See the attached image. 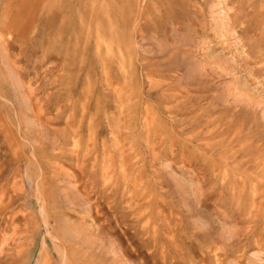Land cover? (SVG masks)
<instances>
[{"label": "rangeland", "instance_id": "rangeland-1", "mask_svg": "<svg viewBox=\"0 0 264 264\" xmlns=\"http://www.w3.org/2000/svg\"><path fill=\"white\" fill-rule=\"evenodd\" d=\"M62 263L264 264V0H0V264Z\"/></svg>", "mask_w": 264, "mask_h": 264}, {"label": "bare ground", "instance_id": "bare-ground-1", "mask_svg": "<svg viewBox=\"0 0 264 264\" xmlns=\"http://www.w3.org/2000/svg\"><path fill=\"white\" fill-rule=\"evenodd\" d=\"M64 257V256H63ZM63 264V263H62Z\"/></svg>", "mask_w": 264, "mask_h": 264}]
</instances>
